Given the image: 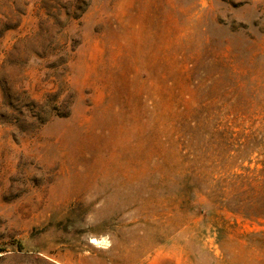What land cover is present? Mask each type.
<instances>
[{"label": "rangeland", "instance_id": "rangeland-1", "mask_svg": "<svg viewBox=\"0 0 264 264\" xmlns=\"http://www.w3.org/2000/svg\"><path fill=\"white\" fill-rule=\"evenodd\" d=\"M0 264H264V0H0Z\"/></svg>", "mask_w": 264, "mask_h": 264}, {"label": "bare ground", "instance_id": "bare-ground-1", "mask_svg": "<svg viewBox=\"0 0 264 264\" xmlns=\"http://www.w3.org/2000/svg\"><path fill=\"white\" fill-rule=\"evenodd\" d=\"M90 241L91 242H98V240L96 238H94V237H91Z\"/></svg>", "mask_w": 264, "mask_h": 264}]
</instances>
